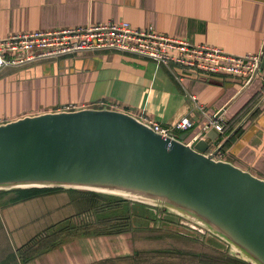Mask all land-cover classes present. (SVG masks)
<instances>
[{"label":"crops","instance_id":"1","mask_svg":"<svg viewBox=\"0 0 264 264\" xmlns=\"http://www.w3.org/2000/svg\"><path fill=\"white\" fill-rule=\"evenodd\" d=\"M109 22H127L141 30L152 27L158 34L193 45L222 48L236 56L259 54L264 48V0H0L3 37ZM15 70L19 82L44 79L49 86L60 74L62 79L68 74L102 76L108 96L138 109V115L118 111L149 118L164 127L187 117L194 127L179 134L188 135L186 144L205 140L210 152L242 125L217 159L264 180V70L246 85L235 78L206 76L111 52L83 54L47 62L38 68ZM19 93L23 95L22 101L28 103L27 93L22 88L16 91ZM71 96L61 84L60 94L54 93L53 99L48 98V92L41 97L39 94L36 99L43 102L39 99L36 103L55 105L52 108L77 103L68 100ZM23 111L12 121L43 114ZM220 112V119L233 128L231 132L228 129L219 134L209 126L206 116ZM12 121L0 119V125ZM210 131L219 137L211 140ZM88 192L62 188L0 205V264H212L210 258L198 255V259L194 255L195 241L189 242L188 237L177 234L171 236L169 232L164 234L152 225L131 227L118 221L117 230L82 233L80 230L84 229L72 222L92 210V195ZM2 199L7 202L8 197ZM62 228L67 231L55 242H43L44 247L33 259L22 261L19 249L34 242L36 236L51 235ZM15 235L19 245L14 242ZM228 253L221 256V264H249L239 255Z\"/></svg>","mask_w":264,"mask_h":264},{"label":"water","instance_id":"2","mask_svg":"<svg viewBox=\"0 0 264 264\" xmlns=\"http://www.w3.org/2000/svg\"><path fill=\"white\" fill-rule=\"evenodd\" d=\"M260 57L246 85L264 70ZM241 126L210 152L205 140L163 137L122 111L26 116L0 125V191L77 189L156 203L264 264V180L217 159Z\"/></svg>","mask_w":264,"mask_h":264},{"label":"built area","instance_id":"3","mask_svg":"<svg viewBox=\"0 0 264 264\" xmlns=\"http://www.w3.org/2000/svg\"><path fill=\"white\" fill-rule=\"evenodd\" d=\"M104 52L143 57L168 67H178L206 76L235 78L245 83L249 82L261 62V52L236 56L222 48L193 45L158 34L152 27L141 30L127 22H109L75 29L27 32L7 37L0 35V72L30 67L41 62L59 61L67 57ZM97 106L99 109H109L105 107L104 102L98 103ZM84 109L94 108L72 102L57 106L52 112L68 113ZM206 117L209 126L217 133L225 132L227 122L217 118V115ZM138 119L163 137L175 138L179 133H185L194 127V122L187 117L169 127L146 117Z\"/></svg>","mask_w":264,"mask_h":264},{"label":"rangeland","instance_id":"4","mask_svg":"<svg viewBox=\"0 0 264 264\" xmlns=\"http://www.w3.org/2000/svg\"><path fill=\"white\" fill-rule=\"evenodd\" d=\"M111 53L120 54L116 52ZM46 63L47 62H41L33 66L38 68L46 65ZM61 73L67 72L62 71ZM16 75L17 72L15 69H6L0 72V95H2V97H0V119L5 121H12V119L22 113L23 110L28 114H34L36 111H40V113L51 112L54 109L52 107L55 105L38 104L36 101L39 99L41 100V98H36L39 94L41 97L43 94L45 96V92H48V98L50 97L53 99L54 93H61V84H63L64 91L72 95L68 97L69 101H74L78 104H87L94 109H99L97 104L104 102L105 107L109 109L126 110L138 115V109L130 105H123L121 102L113 100L108 96L109 91L106 86V81L102 80V76L94 78L90 74L83 76L79 74H68L62 79L60 74L55 80H52L49 86V83H46L44 79L19 82L15 79ZM19 88H22L27 93L28 103L22 101L23 95L21 93H19V95L16 94ZM76 91L79 92V94ZM41 102H43V100H41ZM123 199L128 200V208L131 210L129 221L131 227L152 225L156 230L160 229L163 230V232L165 231L164 234L169 232L171 236L177 234L181 237H188L189 242L195 241L194 255L196 257L201 255L204 258H210L212 264H221V256L229 254L228 252L238 255L234 247H231L227 242L206 231L203 227L196 224V222L192 220L193 218L188 215L180 216L156 203H149L136 199ZM122 206L125 205H121L120 207ZM9 226L12 231V226L10 224ZM102 230H104V228L98 229V231ZM39 238V236H36L33 241H37ZM190 238H193V240ZM13 239L15 244L19 245L18 236L15 235ZM240 257L243 258L242 256ZM198 259L200 258L198 257ZM247 262L252 264L249 261Z\"/></svg>","mask_w":264,"mask_h":264},{"label":"trees","instance_id":"5","mask_svg":"<svg viewBox=\"0 0 264 264\" xmlns=\"http://www.w3.org/2000/svg\"><path fill=\"white\" fill-rule=\"evenodd\" d=\"M230 123L227 125L226 130L230 129V132L233 128H230ZM225 130V131H226ZM230 142V141H229ZM229 142L227 145H229ZM226 145V146H227ZM62 188H31V189H14V190H1L0 191V205L3 204H14L21 201H26L31 198L46 194L52 191L61 190ZM88 192V191H87ZM92 195V205L90 212L83 213L77 218L73 219L75 225L79 228L84 229L82 233H91V231H98L99 228H104L105 230L118 229V221H124L123 224L129 225L131 210L128 208V200L120 198L118 196L101 194L97 192L89 191ZM6 198L7 202H4L2 198ZM97 202V203H96ZM121 205H125L120 207ZM106 211V212H105ZM106 213V214H105ZM122 213V214H121ZM108 216V217H106ZM113 223V224H112ZM68 224H66V227ZM114 226V227H112ZM65 231V228H62L55 233L46 234L42 236L37 241L31 242L28 245H25L23 248L18 250V254L22 261L27 262L30 259L35 257V254L40 251L44 246L43 242L48 245L49 243L55 242L60 235ZM52 240V241H49ZM45 245V246H46Z\"/></svg>","mask_w":264,"mask_h":264}]
</instances>
